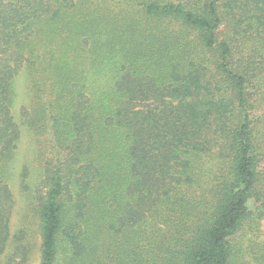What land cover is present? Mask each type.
I'll return each mask as SVG.
<instances>
[{
	"label": "trees",
	"instance_id": "16d2710c",
	"mask_svg": "<svg viewBox=\"0 0 264 264\" xmlns=\"http://www.w3.org/2000/svg\"><path fill=\"white\" fill-rule=\"evenodd\" d=\"M242 37L264 61V0H0V259L27 69L53 154L42 264H246L233 242L264 193Z\"/></svg>",
	"mask_w": 264,
	"mask_h": 264
},
{
	"label": "rangeland",
	"instance_id": "374dc122",
	"mask_svg": "<svg viewBox=\"0 0 264 264\" xmlns=\"http://www.w3.org/2000/svg\"><path fill=\"white\" fill-rule=\"evenodd\" d=\"M238 42L234 54L236 64L247 66L250 58H253V67L258 69L251 74L255 78H248L246 92L251 105L252 127L257 133L254 135L260 158L257 171L264 193V77L261 66L264 61L258 52L261 46L257 45L256 40L242 37ZM34 102L30 73L24 69L16 78L12 99V113L19 127L20 140L6 175L13 195V211L11 239L0 264H42L40 198L47 165L53 154L49 140L26 124L25 113L34 110ZM204 165L210 166L208 159ZM237 239L233 242V250L239 259L246 264H264V219L257 227L247 226Z\"/></svg>",
	"mask_w": 264,
	"mask_h": 264
}]
</instances>
